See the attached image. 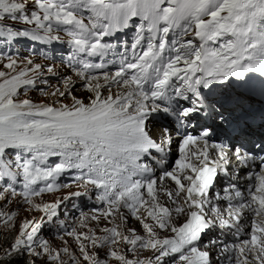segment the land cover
Wrapping results in <instances>:
<instances>
[{"label": "snow or ice", "instance_id": "6c2138e0", "mask_svg": "<svg viewBox=\"0 0 264 264\" xmlns=\"http://www.w3.org/2000/svg\"><path fill=\"white\" fill-rule=\"evenodd\" d=\"M0 264H264V0H0Z\"/></svg>", "mask_w": 264, "mask_h": 264}]
</instances>
